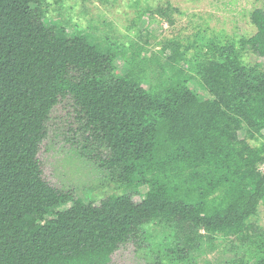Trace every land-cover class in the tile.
<instances>
[{
  "label": "trees",
  "instance_id": "obj_1",
  "mask_svg": "<svg viewBox=\"0 0 264 264\" xmlns=\"http://www.w3.org/2000/svg\"><path fill=\"white\" fill-rule=\"evenodd\" d=\"M43 2L0 0V264H112L150 225L172 232L173 264L216 235L237 242L230 264H264V229L250 223L264 205V69L244 61L264 59V11L251 12L250 37L211 43L194 69L211 97L201 101L174 42L162 48L173 52L168 85L145 89L144 74H118L112 52L49 25ZM67 97L123 189L98 205L42 174L47 123Z\"/></svg>",
  "mask_w": 264,
  "mask_h": 264
},
{
  "label": "rangeland",
  "instance_id": "obj_2",
  "mask_svg": "<svg viewBox=\"0 0 264 264\" xmlns=\"http://www.w3.org/2000/svg\"><path fill=\"white\" fill-rule=\"evenodd\" d=\"M43 9L45 21L57 30L63 29L69 36H84L100 50L112 52L118 74L124 75L130 67L144 74L145 89L168 85L172 75L168 58L173 52L162 48L174 42L186 58L178 67L185 70L188 87L205 101L211 97L195 74V67L207 55L211 43L237 42L253 35L250 14L257 9L264 11V1L44 0ZM244 61L264 69V59L248 51ZM105 156L106 152L99 151L79 125L71 98L61 99L50 114L47 135L38 154L45 180L84 203L98 205L104 197L123 192L100 166L99 159ZM147 190L140 188L142 197ZM142 197L136 196L135 202ZM71 205L60 206L47 218H54L55 213ZM250 223L264 229V205ZM142 233L137 243L129 241L117 250L112 264H173L166 256L175 243L172 232L150 225ZM235 244L233 237L216 235L211 243L192 254L191 264H230L236 256Z\"/></svg>",
  "mask_w": 264,
  "mask_h": 264
}]
</instances>
